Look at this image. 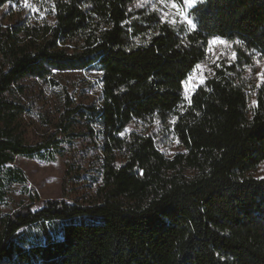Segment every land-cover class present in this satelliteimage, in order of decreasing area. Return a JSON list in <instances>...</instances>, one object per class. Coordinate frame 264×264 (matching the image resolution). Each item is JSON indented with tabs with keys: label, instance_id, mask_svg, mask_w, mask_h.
<instances>
[{
	"label": "trees",
	"instance_id": "1",
	"mask_svg": "<svg viewBox=\"0 0 264 264\" xmlns=\"http://www.w3.org/2000/svg\"><path fill=\"white\" fill-rule=\"evenodd\" d=\"M137 2L0 0V264H264V84L242 67L264 60V0H197L191 25ZM214 39L234 60L188 96ZM71 73L98 75L97 102ZM29 84L60 102L37 143ZM20 157L65 160L61 200L4 213Z\"/></svg>",
	"mask_w": 264,
	"mask_h": 264
},
{
	"label": "rangeland",
	"instance_id": "2",
	"mask_svg": "<svg viewBox=\"0 0 264 264\" xmlns=\"http://www.w3.org/2000/svg\"><path fill=\"white\" fill-rule=\"evenodd\" d=\"M41 0H27L33 12L36 11L40 16H43L42 11L37 7V3ZM45 1V0H44ZM197 1V0H196ZM175 2L177 7H172ZM191 7L185 3V0H138L136 8L148 11H158L163 16V21L172 24H180L188 21V12ZM23 8L25 0H22ZM43 7L42 4L40 8ZM234 48L232 45L225 43L222 40L214 39L209 44L208 62L201 65L192 73L185 84V92L189 96L193 91L202 85L207 77L212 75L214 66L220 62L231 64L234 60ZM245 70L244 76L246 79L253 82L256 86L264 84V60H252L251 64H243ZM241 68V70H243ZM57 81L60 88H66L72 95L76 103L91 104L97 102L100 97V87L98 84V75L95 73L82 74H61L57 76ZM29 93L35 103L34 113L27 117L30 123L29 141L37 143L41 141L42 136L46 132V124L44 120L54 122L57 115V109L60 106L57 90L49 93L42 86L37 84H29ZM130 127L128 131H131ZM166 154L173 156L178 152L177 143L172 137L164 139ZM14 168L22 170L27 177L26 186H14L8 192V195L3 203L4 213H11L18 210L23 205L32 203L29 191L36 193L39 196V202L35 205V210H38L45 201L61 200L62 199V179L66 171V162L63 159H58L57 162L51 163L39 159L17 158ZM256 178H264V165L261 166L254 174ZM83 192V191H82ZM75 194H71L74 198ZM83 200V197H80Z\"/></svg>",
	"mask_w": 264,
	"mask_h": 264
},
{
	"label": "snow or ice",
	"instance_id": "3",
	"mask_svg": "<svg viewBox=\"0 0 264 264\" xmlns=\"http://www.w3.org/2000/svg\"><path fill=\"white\" fill-rule=\"evenodd\" d=\"M185 3H187L188 6L191 7L193 4L196 3V0H185ZM25 6L26 7L29 6L28 3H27V0H25ZM171 6L174 7V8L177 7V5L175 4V2H173L171 4ZM188 23L191 25L192 22L189 20ZM233 55H235V54H233ZM262 76H264V74H262Z\"/></svg>",
	"mask_w": 264,
	"mask_h": 264
}]
</instances>
